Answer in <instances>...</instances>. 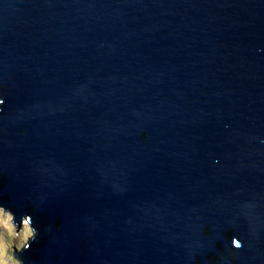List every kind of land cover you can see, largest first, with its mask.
<instances>
[{
    "label": "water",
    "instance_id": "95a60500",
    "mask_svg": "<svg viewBox=\"0 0 264 264\" xmlns=\"http://www.w3.org/2000/svg\"><path fill=\"white\" fill-rule=\"evenodd\" d=\"M0 99L26 264H264V0H0Z\"/></svg>",
    "mask_w": 264,
    "mask_h": 264
},
{
    "label": "clouds",
    "instance_id": "9594fccd",
    "mask_svg": "<svg viewBox=\"0 0 264 264\" xmlns=\"http://www.w3.org/2000/svg\"><path fill=\"white\" fill-rule=\"evenodd\" d=\"M4 100L0 99V105ZM39 236L31 214L23 213L19 219L9 207L0 203V264H26L23 253L31 248ZM235 248L242 247V242L233 237Z\"/></svg>",
    "mask_w": 264,
    "mask_h": 264
}]
</instances>
